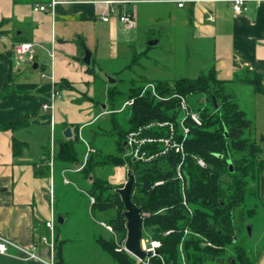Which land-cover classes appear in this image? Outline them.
<instances>
[{"label":"crops","instance_id":"0c3cea01","mask_svg":"<svg viewBox=\"0 0 264 264\" xmlns=\"http://www.w3.org/2000/svg\"><path fill=\"white\" fill-rule=\"evenodd\" d=\"M180 1H184L182 7L178 5ZM45 5L47 10H35ZM246 5L247 10L236 13L229 0H0V126L22 122L19 126L0 127V235L14 243L8 252H0V264H61L59 250L64 264H117L98 240L112 238L103 224H110L111 214L107 219L95 217L82 171H71V163L57 160L61 141L66 139L75 142L80 150L78 156L84 159L87 149L83 142L93 146L92 133H87L86 128L96 125L109 107L105 104L97 110L88 101L92 97L90 73L95 69L80 63L86 49L92 52L91 65L97 63L93 51L99 50L101 41L103 45L130 48L140 30L152 33L146 38L157 40V45L163 32L175 38L173 50L179 42L185 45L186 60L189 54L185 43L196 44L201 53L208 54L205 66L214 67L221 80L229 81V87L234 83L251 86L257 106L253 121L258 127L263 124L264 94L251 84L234 81L257 72L264 85V0H247ZM114 10L134 13L137 26L125 27ZM106 15H110L109 21L103 19ZM209 15L215 20H208ZM144 26L148 28L142 30ZM182 34L187 37L185 43ZM23 41L33 43V62L14 50L15 44ZM154 45L149 44L148 49ZM121 71L116 72L117 77ZM63 80L71 87L59 89L61 97L53 100L55 85ZM82 96L87 101H80ZM44 103H53L54 108L45 109ZM68 127L72 137L65 135ZM53 131L56 153L52 162L49 150ZM78 137L83 141L79 145ZM14 138L25 143L18 155L13 151ZM111 143L103 144L112 149L104 154L117 151L115 143ZM99 145L102 146L100 142ZM112 169L111 181L127 178L129 167ZM260 188L264 203V174ZM77 207L83 211L79 219ZM59 216L64 222L58 220ZM49 220L55 224L54 247L41 239L51 232L46 225ZM57 220L65 226L73 220L76 235L64 234ZM256 221L262 227L255 264H264V207H259L250 219L251 224ZM82 224L84 230L90 225L89 236H82ZM19 247H26L37 257H30Z\"/></svg>","mask_w":264,"mask_h":264},{"label":"trees","instance_id":"16d2710c","mask_svg":"<svg viewBox=\"0 0 264 264\" xmlns=\"http://www.w3.org/2000/svg\"><path fill=\"white\" fill-rule=\"evenodd\" d=\"M158 80V96L151 90L144 91L141 84L130 86L128 95L135 101L130 111H125L129 115L124 123L117 115L120 109L110 114L109 125L100 121L86 128L87 133H92L91 147L97 148V152L89 155L82 173L90 177L88 171L97 165H128L135 175L133 201L142 212L149 213L144 219L145 235L162 240L159 255L151 257V264H164V261L228 264V254H232L236 262L255 264L257 256L254 258L245 244L250 239L249 230L253 225L250 219L258 213L259 207H264L260 192L264 174L263 148L256 136L254 121L230 92L229 81L221 80L214 67L194 78L180 77L173 82ZM236 80L251 84L257 92L264 94L263 77L259 73L251 72ZM58 84L55 85L57 90L71 87L65 80ZM174 94L185 96L190 109L197 110L202 118V125L190 119L185 121L190 127L186 137L178 122L180 98ZM193 94L197 95L194 101L190 99ZM123 95L124 91L117 84L109 85L106 97L111 109H116ZM214 99H217L218 107H215ZM166 121L174 122L173 138L183 144L184 152L171 148L151 161L135 160L127 154L124 142L131 131L142 128V135L168 138L171 135L169 126L148 127V124ZM21 123L15 121L0 127ZM101 136L112 139L116 145L115 153H102L103 147L98 144ZM261 140L264 141V135ZM24 145V141L14 138V154H20ZM145 148L154 153L165 145L150 143ZM77 149L71 139L62 140L57 160L79 163L83 157L78 156L80 150ZM198 158H203L206 166L200 165ZM178 169L183 173V179L178 178ZM93 177V185L85 188L96 199L92 208L111 214L109 222L124 242L127 237L124 201L117 188L108 183V177L96 174L90 179ZM158 181L163 183L156 184ZM169 230L172 232L166 234ZM98 240L117 264H137L132 254L117 250L115 238ZM59 261L64 264L61 250Z\"/></svg>","mask_w":264,"mask_h":264},{"label":"rangeland","instance_id":"374dc122","mask_svg":"<svg viewBox=\"0 0 264 264\" xmlns=\"http://www.w3.org/2000/svg\"><path fill=\"white\" fill-rule=\"evenodd\" d=\"M146 28L148 27L144 26L142 27V30H145ZM152 35H153L152 33H142L139 30L138 40L135 41L132 44V47L130 48H128L126 45H123L121 48H119L117 44L103 45L101 41L99 50L94 49L93 51L95 53V56H94L95 59L96 58L98 59V61L96 60L97 63L95 65H91V64L88 65L87 63L83 61V58L81 57L80 63L82 65H85L88 68L91 67V69L93 70L95 69L93 72L90 73L92 77V80H91L92 92H90V95L92 97H90L91 100H88V101H92L93 104L96 105L95 108L97 110H99L100 107L105 104H107L106 106L109 105L108 109H106L107 110L106 114L100 120V121H103L105 124L109 125L110 114L113 111L114 112L117 110L119 111L120 109H121V112L120 111L117 112V115L120 117L121 122L124 123L125 119L128 118L129 113L126 114L125 111H130L131 109L130 108L131 105H126V102L131 99L129 98V95H128L130 86H133V85L138 86L139 84H141L143 85L144 89L143 88L142 89L144 91H150L151 89L149 88V86L152 83L154 84V89L156 88V90H153V86H152V90H153V91L151 90L152 93L154 91L158 93L157 86H156V80L158 79H165V80L173 82V80H176L180 77L194 78L206 72L209 69L210 65L205 66L206 60L208 59V54L201 53L198 50V48L195 47L196 44H194L193 46L192 44L189 45L188 43H185V41H187V37L184 34H182L181 40H183V42L188 47L189 60H186V57L184 56L186 55L185 45L182 44V42H179L178 46L176 47V50H173L175 43L177 45V42L174 40L175 38L173 39V35H167L166 33H163V32H162V38L160 40V43L148 49L150 40H148L146 37L147 36L149 37ZM48 59L49 61L51 60L50 57H48ZM193 60L195 62H193ZM119 70H122V71L117 77L118 74L116 72ZM109 76L116 78L117 82L115 84H117V86H119L124 91L122 101L119 100V103L116 109H111V104L106 97L105 88H107L106 85L108 86V84H110L109 79H108ZM229 90L232 91L230 92L233 93L236 100L240 101L241 107L247 112L248 117L254 120L253 118H254V114L257 112V106L254 101V96H253L254 92L251 91V86L234 83L232 87H229ZM60 93L62 95V91ZM175 95H179V94H174L173 96ZM190 99L194 101L195 99H197V95L196 94L190 95ZM80 101H87V99H85L82 96L80 98ZM261 119H262L263 124L261 123L259 127L257 125V122L255 123L254 121V124L257 125L255 126L256 136L258 137L259 143L263 148L261 157L264 158V141L261 140L262 135H264V115L261 117ZM111 141L112 139L110 137H107V136L99 137V142L101 143L103 148H106V149H103L102 153H105L104 152L105 150L106 151L112 150L111 146L110 147L104 146L106 144L111 143ZM79 142L80 143L83 142L81 138L80 140H77V145L80 144ZM83 144L86 147L87 151L86 153H84V156H85L84 159H79V163H81V167L80 168L77 167L79 163H76V162L71 163V166H72L70 168L71 171H77V172L83 171V169L81 168H84V166L86 165L87 160H88L87 156L92 153L97 152V148H95V150L89 151L90 146L88 145V143L83 142ZM105 155H108V154H105ZM86 157L87 159H85ZM110 165L109 164L99 165V166L97 165L94 170L88 171V173L90 174V177L93 175L96 176V174L108 177V183L111 185V187H114V188L116 187L117 189L123 187L126 181L128 180V176L127 178L125 177L126 179L124 178L122 179V181H119V182L111 181V179L109 178L111 175L109 176V174L113 170L112 169L113 166H110ZM117 166L128 167L127 164L117 165ZM85 175L84 173H82V176L84 177L83 183L84 185L91 187L93 185L95 178L93 177L92 179H90L87 173ZM80 187L83 188V185H80ZM83 195L86 198V195L85 194ZM89 198L91 201V197ZM82 212L83 211L80 212V209H78V207L76 208V217L78 219L79 217H81ZM107 215H109V213L107 212L105 213L99 210H94V216L97 217L99 220L102 217L107 219L108 218ZM253 224H254L253 233L251 234L250 239L247 240L245 244L250 250V254L255 258L261 247V244L257 241L261 233L260 230H261L262 225L260 222H257V221ZM57 225L58 226L62 225L61 226L62 228L64 227L63 228L65 230L63 232L64 234L69 235L71 237L76 235L77 227L74 225L73 220L70 224H67L66 226L64 224H61L57 220ZM107 225H110V224L107 223ZM82 227H83V224H82ZM87 227L88 228H86V230H84V227H83L84 232H82V236L90 235L91 227L90 225ZM105 228L106 230L111 232L112 238H115V234H116L118 237V241L121 242L119 233L115 231L114 227H113V231L109 230L106 226ZM78 246L79 244H77L76 247ZM227 256L228 257L226 260L228 264H243L241 261H238L236 263L229 262V259L232 257V254H228Z\"/></svg>","mask_w":264,"mask_h":264},{"label":"built area","instance_id":"2783aa9c","mask_svg":"<svg viewBox=\"0 0 264 264\" xmlns=\"http://www.w3.org/2000/svg\"><path fill=\"white\" fill-rule=\"evenodd\" d=\"M230 2H232L234 10L236 13H242L245 10L248 9L246 3L247 0H229ZM53 5V4H52ZM180 7H182L184 5V1H180L178 4ZM47 6H39L36 7L35 10H47ZM113 14H115L118 17V20L121 24H123L125 27L129 28V29H134L137 26V19H136V15L132 12H124L121 13L118 10H114ZM103 19L105 21H109L110 19V15H106L103 17ZM208 20L210 21H214L215 20V16L213 15H209ZM15 52L22 57H26L29 61L33 62L36 58V55L34 53L33 50V43L30 41H23V42H18L15 44L14 47ZM152 86H153V90H156V88L154 89V84H150L149 88L152 90ZM152 90V91H153ZM153 94H155L156 96H158V93H156V91L153 92ZM178 96L180 98V117L178 119V122L180 124V127L183 129L184 132V136L186 137L189 132H190V127L188 125L185 124V121L187 119H190L192 122L196 123L197 125H202V118L200 116V113L196 110L190 109L188 101L186 99L185 96L183 95H175ZM61 97V93L59 90H55L54 92V97L53 100H56L57 98ZM135 99L131 98L129 101L126 102V105H132L134 103ZM43 107L45 109L48 108H54L53 103L49 104V103H44ZM154 125H167L170 127L171 130V135L170 137L166 138V137H151V136H146V135H142L141 131L142 128H140L137 131H131L126 139V149H127V154L132 156L133 159L135 160H142V161H151L152 159H154L155 157L160 156L161 154H165L169 151V149L174 148L176 149V151H182L184 152L183 149V144L179 143L178 141L176 142L173 138V135L176 131V126L174 124V122L172 121H166V122H157V123H151L148 124V127H154ZM150 143H164L165 148H163L161 151L159 152H154V153H149L148 149L145 148L146 145L150 144ZM90 150H95V148H92L91 146L89 147ZM50 155L52 157H50V160L53 162L54 157H55V153H56V143H55V136H54V131L51 137V144H50ZM198 162L200 165L202 166H206V162L203 158H198ZM178 174V178L183 179V173L181 172L180 169L177 170ZM163 183V181H158L156 184H161ZM91 197V203L95 202V197L94 196H90ZM149 213L148 212H143V216L144 218L146 216H148ZM103 224L111 231H113V226L112 225H107L106 223L103 222ZM47 227L51 228V232L49 235H43L41 237V239L46 242V243H50L53 247L56 245V240H55V224L53 220H49L46 222ZM172 230H169L166 232V234L171 233ZM115 240L117 243V250L118 251H127L126 246H125V240L124 242H119L118 241V237L115 234ZM143 248L144 250L147 252V256L144 259H141L135 255L134 258L136 259L137 264H151L150 259L152 256L155 255H159V248L162 246V240L159 238H154L152 237V235L148 234L143 236ZM13 245L14 243H12L9 239L3 237L0 235V252L5 253L8 252V247L9 245ZM20 249H22L23 251L27 252L29 254L30 257H37V255L33 252L28 250L26 247H19ZM130 253V252H129ZM131 254V253H130ZM51 264H54L51 263ZM164 264H172L170 262H165Z\"/></svg>","mask_w":264,"mask_h":264},{"label":"water","instance_id":"95a60500","mask_svg":"<svg viewBox=\"0 0 264 264\" xmlns=\"http://www.w3.org/2000/svg\"><path fill=\"white\" fill-rule=\"evenodd\" d=\"M158 41H150V45L156 44ZM83 61L87 63L88 65L91 64L92 61V52L89 49H86L85 55L83 57ZM36 66V65H35ZM109 82L111 84H115L117 82L116 78H113L112 76L108 77ZM215 107H218V101L217 99H214ZM66 137H72L73 132L71 130V127H68L65 131ZM126 141L124 144L126 145ZM230 169H233V164H230ZM135 182V175L130 171L128 173V180L126 181L125 185L121 188H118V192L120 193L122 200L124 201L126 211L124 212L125 217L127 219V237L125 240V246L128 252L131 254L144 259L147 256V252L143 248V236H144V216L142 209L135 204L132 198V190L133 185ZM58 220L60 222H64V219L62 216H59ZM229 262L236 263V260L234 257H231L229 259Z\"/></svg>","mask_w":264,"mask_h":264}]
</instances>
